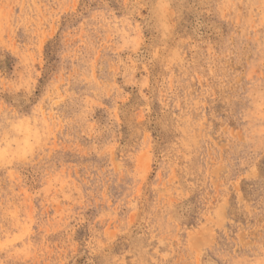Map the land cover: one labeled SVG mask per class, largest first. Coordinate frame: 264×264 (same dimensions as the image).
<instances>
[{
  "label": "rangeland",
  "instance_id": "1",
  "mask_svg": "<svg viewBox=\"0 0 264 264\" xmlns=\"http://www.w3.org/2000/svg\"><path fill=\"white\" fill-rule=\"evenodd\" d=\"M0 264H264V0H0Z\"/></svg>",
  "mask_w": 264,
  "mask_h": 264
}]
</instances>
